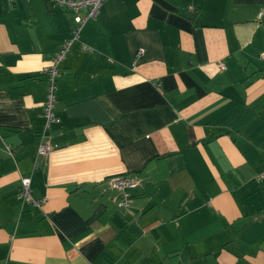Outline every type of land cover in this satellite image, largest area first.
<instances>
[{"label":"crops","instance_id":"crops-1","mask_svg":"<svg viewBox=\"0 0 264 264\" xmlns=\"http://www.w3.org/2000/svg\"><path fill=\"white\" fill-rule=\"evenodd\" d=\"M263 10L107 0L59 65L46 129L43 69L74 14L0 0V264H264ZM118 176L139 182L128 210Z\"/></svg>","mask_w":264,"mask_h":264},{"label":"built area","instance_id":"built-area-1","mask_svg":"<svg viewBox=\"0 0 264 264\" xmlns=\"http://www.w3.org/2000/svg\"><path fill=\"white\" fill-rule=\"evenodd\" d=\"M53 5L62 6L68 11L74 14L75 28L73 31V37L67 41L59 54L54 58L52 63L43 69V72L48 76V97L45 103L44 116L46 119L45 128L49 129L52 124L58 123L57 117V93L56 79L60 75L59 65L66 58L71 50L72 45L79 41L83 27L86 23L97 19L102 5L107 0H46ZM190 11L194 8L190 7ZM264 16V10L259 14V17ZM82 48L85 51L93 52V49L85 44H82ZM143 51H139L141 54ZM221 69H225V65L219 64ZM10 150V149H9ZM52 151L51 142L48 140L46 135L42 136V140L38 149L39 155L48 156ZM264 176V173H263ZM112 186L120 193L119 206L121 209L128 210L131 207V193L130 190L138 186L139 182L137 178L130 177H114L112 179ZM19 199L24 203H27L33 207L40 208L41 202L36 200L32 194L31 179L23 178L21 184V190L18 195Z\"/></svg>","mask_w":264,"mask_h":264},{"label":"trees","instance_id":"trees-1","mask_svg":"<svg viewBox=\"0 0 264 264\" xmlns=\"http://www.w3.org/2000/svg\"><path fill=\"white\" fill-rule=\"evenodd\" d=\"M240 4H264V0H236Z\"/></svg>","mask_w":264,"mask_h":264},{"label":"rangeland","instance_id":"rangeland-1","mask_svg":"<svg viewBox=\"0 0 264 264\" xmlns=\"http://www.w3.org/2000/svg\"><path fill=\"white\" fill-rule=\"evenodd\" d=\"M62 64V63H61ZM60 64V65H61ZM59 71H60V69H59ZM59 77H60V75L57 77V79H56V87H57V82H58V80H59ZM55 95H56V92H55Z\"/></svg>","mask_w":264,"mask_h":264}]
</instances>
